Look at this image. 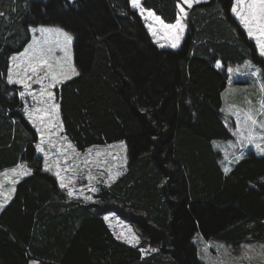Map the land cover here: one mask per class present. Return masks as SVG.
<instances>
[{
    "label": "trees",
    "instance_id": "16d2710c",
    "mask_svg": "<svg viewBox=\"0 0 264 264\" xmlns=\"http://www.w3.org/2000/svg\"><path fill=\"white\" fill-rule=\"evenodd\" d=\"M174 23L176 0H141ZM234 0L193 4L180 47H161L130 0H0V171L26 162L0 212V264H205L193 236L264 241V154L225 173L214 139L235 137L223 111L228 66L264 55L232 12ZM74 36L79 75L56 88L64 132L79 150L127 143L125 171L95 199L69 196L43 165L20 84L7 82L31 26ZM219 62V66H218ZM114 211L140 245L112 231ZM155 251L143 254L141 247Z\"/></svg>",
    "mask_w": 264,
    "mask_h": 264
},
{
    "label": "rangeland",
    "instance_id": "374dc122",
    "mask_svg": "<svg viewBox=\"0 0 264 264\" xmlns=\"http://www.w3.org/2000/svg\"><path fill=\"white\" fill-rule=\"evenodd\" d=\"M142 7L146 10H150L145 8L143 4ZM184 7L185 9H187V5H185ZM135 9H137V11L140 14L139 9L138 8ZM146 15L147 13L145 12V16ZM145 16H142V18L144 19L147 25L151 24L154 28H156L159 35L160 33L164 32V30L160 29L158 23L156 25L152 24L149 21V19L150 20L153 19L148 18L146 20ZM41 27H45V28L58 27L67 31L70 35L73 36L71 32L58 25H37L30 28L31 40L29 41V43L32 42L34 37L40 36L39 31L33 32V29H39ZM185 33L186 32L184 31L180 41V45L185 36ZM251 37L255 40V43L257 45V37L255 35ZM168 41H170V38H168ZM28 44L26 45V47L28 46ZM73 44H74V36L71 45L72 62L74 64ZM24 49L21 52H23ZM19 53L20 52L15 53L13 55H18ZM57 55H62V53L57 52ZM11 67H12V62L10 68ZM228 74H229L228 82H227L228 85L225 91L226 102L225 104L223 103V108L226 116L234 119L235 121L236 124L235 137L231 139H214L213 145L215 149L220 152L222 158L221 161L223 162L225 168L227 167L228 169L231 170V168L234 167V163L239 161L249 151H254L256 154L259 155L264 154V138H262L264 137V130H262L259 127V123H264V114H262L261 112V106L259 103L260 100L264 99V89H261L260 87L261 84H264V75H263L262 67L256 64L251 58H247L240 63L229 65ZM60 84L61 83H59L54 89H52L56 97V101H55L56 103H58V95L56 88ZM41 87L42 85L32 84V87L30 89H25L23 87L21 91V92H25V96L22 98L23 111L28 119H29V115H28L29 111L33 112L34 116H38L40 115V113H37L34 110L37 108L44 107L43 99L46 98L33 99V95H29V92H31L34 93L37 97H39ZM249 111L255 116V118L258 121L251 142H249V140L247 139L248 132L242 125L244 115L246 112ZM234 112L240 113L241 124L237 123V117L233 114ZM47 119L48 117H45L44 123H41V121L38 119H29L32 122V124L35 126L38 133V141L36 143V147L37 145H40L41 147L44 148L45 152L48 153L47 160H48L49 168H47V170L52 171L54 174L56 173V171H60L61 176L65 178V183L67 184V187H64V189H66L68 192L70 190L73 191L72 196L82 197L84 199H86V197H91V199H86V200L92 201L95 199V194L96 192H98V190L102 185L104 184L109 185L118 177L116 176L115 179H112L110 178L112 175H114L117 171L121 173L125 171L127 166V159H128L126 140H119L104 145H95L85 150H79L66 135V133L64 132V128L62 130L57 128L53 130L45 129L44 138L42 141L41 132L39 131V129L44 128V125L47 123ZM59 119L62 122L60 112H59ZM50 131L55 134L50 136L49 135ZM121 142H123V144L125 145L126 151L121 150V148L119 147ZM68 143H71L74 146L75 152H73L71 149H69L67 153L61 151V146L63 145L66 148ZM109 146H114V147H109ZM88 149L92 150L90 155L88 154ZM37 151L43 157V165L45 167L44 152L39 151L38 148ZM97 151H103L105 155L101 157H96L95 153ZM108 152H111L112 156H108L107 155ZM76 153H79V155H76ZM66 155L69 156L70 158L65 161ZM113 157H115V159H113ZM125 157H126V163H125ZM85 158L96 159L99 161L107 160V164L89 163L88 165L85 166L83 164V160ZM19 165L25 166V169H30V166L26 162H21ZM17 166L5 168L4 170L0 171V203L2 204H4L5 202L8 203L9 198H11L13 194V192L11 191L13 186L15 188L17 182L21 180V178L26 176V175H20L19 173L13 174L10 171L11 169L16 168ZM25 169H21V171ZM109 169L111 171H109ZM230 170L228 172H230ZM89 176H91V179H89ZM57 178L60 184V177ZM13 181L16 182L13 183ZM5 183H8V185L6 186ZM92 188L97 189V191L93 192L91 190ZM104 218L107 221V223L110 225L112 231L117 237H120V239L128 242L134 235L135 237H138L139 242L137 243L133 241L130 244L140 245V235L138 233L137 228L132 223L122 218L114 211L107 212L104 215ZM193 241L198 246L199 257L205 262V264H264L263 240L254 239L252 241H242L236 244L235 242H228L226 240L219 239L217 237L206 238L200 230H197L193 236ZM153 249L156 250L157 247L151 245H144L141 247V250L145 255L152 252ZM33 264H42V263L33 261Z\"/></svg>",
    "mask_w": 264,
    "mask_h": 264
},
{
    "label": "snow or ice",
    "instance_id": "6c2138e0",
    "mask_svg": "<svg viewBox=\"0 0 264 264\" xmlns=\"http://www.w3.org/2000/svg\"><path fill=\"white\" fill-rule=\"evenodd\" d=\"M200 2L201 0H176V8L178 9V12L176 13L175 22L165 23V21L161 19L160 16L156 15L154 11L144 9L142 7L141 0H130L131 6L133 8H138L142 16H145V12L147 13V15L145 16L146 20L148 18H152L159 24L160 29L164 30L165 35L170 37V46L172 48L179 47L181 38L187 27L185 21L188 17V11L184 6L187 5V7L190 9L193 4ZM231 10L247 29L248 35H255L257 37V46L259 48L260 54L264 55V39H262L264 38V0H234V4ZM148 27L153 37H156L157 29L154 28L151 24H149ZM36 31H39L40 36L34 37L32 42L28 44L23 52H20L18 55H13L11 57L12 67L8 70L7 82L9 84H21L25 89H30L32 87V84L42 85L39 97L31 92H29V95H33V99L46 98L43 99L44 107L34 110L35 112L40 113V115L34 116L33 112L31 111L28 112V115L29 119H38L41 121V123H44L45 117H48L47 123L44 125V128L39 129V131L41 132V139L43 141L45 129H63V124L59 119L60 105L55 102L56 97L52 89H54L59 83L63 82L64 80L71 79L73 75H79V72L72 62V35L58 27H41L39 29H33V32ZM160 46L164 47L163 44H161ZM57 52L62 53V55H57ZM260 87L261 89H264V84H261ZM19 95L21 98H23L25 96V92H20ZM259 103L261 106V112L262 114H264V99L260 100ZM233 114L237 117V123L241 124L240 113L234 112ZM257 124L258 121L255 116L250 111L246 112L242 125L248 132L247 139L249 140V142H251L253 139V133ZM259 127L264 130V123H259ZM53 134L55 133L51 131L49 132L50 136ZM119 147L121 148V150L126 151L123 142H121ZM37 148L39 149V151L44 152L45 168H49L47 160L48 153L45 152L44 148L40 145H37ZM69 149L75 152L74 146L71 143H68L66 148L63 145L61 146L62 152L67 153ZM91 152L92 150L88 149L89 155L91 154ZM76 155H79V153H76ZM104 155L105 153L103 151H97L95 153L96 157H101ZM107 155L112 156V153L108 152ZM69 158L70 157L66 155L65 161ZM113 159H115V157H113ZM89 163L107 164V160L99 161L96 159L88 158H85L83 160V164L85 166ZM21 169H25V166L18 165L16 168L11 169L10 171L13 174L19 173L20 175H28L31 172V169H25L23 171H21ZM229 170L230 169H228L227 167L224 169L225 173H227ZM109 171L111 170L109 169ZM121 174V172L117 171L110 178L115 179L116 176H119ZM55 175L57 177H60V186L62 188L67 187L65 178L61 176L60 171H56ZM89 179H91V176H89ZM15 182L16 181H13V183ZM91 190L93 192L97 191V189L95 188H92ZM11 191L14 192L15 188H12ZM68 195L72 196L73 191L70 190L68 192ZM86 199H91V197H86ZM2 207L3 204L0 203V208ZM119 238L120 237H118V239ZM133 241L138 243V237H135L133 235L128 242L132 243ZM153 251H155V249H153Z\"/></svg>",
    "mask_w": 264,
    "mask_h": 264
},
{
    "label": "crops",
    "instance_id": "0c3cea01",
    "mask_svg": "<svg viewBox=\"0 0 264 264\" xmlns=\"http://www.w3.org/2000/svg\"><path fill=\"white\" fill-rule=\"evenodd\" d=\"M187 10V9H186ZM236 16V15H235ZM237 17V16H236ZM238 18V17H237ZM238 20H239V18H238ZM149 21L152 23V24H154V25H156L157 24V22L156 21H154V20H150L149 19ZM240 21V20H239ZM166 23V22H165ZM241 23V22H240ZM242 24V23H241ZM243 25V24H242ZM148 26V25H147ZM31 27H33V26H31ZM148 29H149V27H148ZM149 31H150V29H149ZM185 32H186V29H185ZM150 33H151V31H150ZM160 33V32H159ZM152 34V33H151ZM153 36V35H152ZM154 38V40L157 42V44L160 46L161 44H163L164 45V47H171L170 46V41H168V38H170V37H168V36H166L165 35V33L164 32H162V33H160V35L158 34V32H157V36L156 37H153ZM227 85H228V83H227ZM226 89H227V86H226V88H225V90L223 91V101H224V104H225V102H226V100H225V91H226ZM223 111H224V108H223ZM222 159V158H221ZM21 163V162H20ZM19 163V164H20ZM229 163H230V161H229ZM19 164H17V165H19ZM236 163H234V165H235ZM17 165H15V166H17ZM12 167V166H11ZM9 168V167H8ZM224 169H225V167H224ZM4 170V169H3ZM2 171V170H1ZM5 185L7 186L8 185V183H5ZM13 188H14V186H13ZM16 188V187H15ZM15 192V191H14ZM14 192H13V194H12V196H11V198L13 197V195H14ZM11 198H9V200H8V202L11 200ZM6 203L7 202H5L4 204H3V207L2 208H0V212H1V210L4 208V205H6ZM33 261H35V262H38V263H41L38 259H32L31 261H30V264H33Z\"/></svg>",
    "mask_w": 264,
    "mask_h": 264
}]
</instances>
